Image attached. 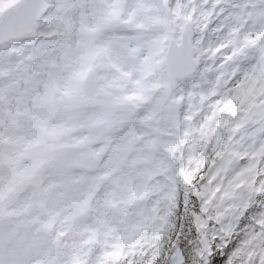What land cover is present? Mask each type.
I'll use <instances>...</instances> for the list:
<instances>
[{
    "label": "snow or ice",
    "instance_id": "snow-or-ice-1",
    "mask_svg": "<svg viewBox=\"0 0 264 264\" xmlns=\"http://www.w3.org/2000/svg\"><path fill=\"white\" fill-rule=\"evenodd\" d=\"M0 264H264V0H0Z\"/></svg>",
    "mask_w": 264,
    "mask_h": 264
}]
</instances>
